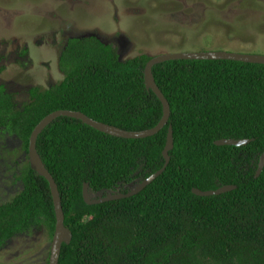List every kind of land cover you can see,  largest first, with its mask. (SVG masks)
<instances>
[{
	"label": "trees",
	"instance_id": "1",
	"mask_svg": "<svg viewBox=\"0 0 264 264\" xmlns=\"http://www.w3.org/2000/svg\"><path fill=\"white\" fill-rule=\"evenodd\" d=\"M150 58L139 52L120 59L117 48L96 35L69 37L58 82L29 88L23 104L0 83V135L13 134L27 151L34 126L58 109L127 131L155 126L163 106L144 84ZM152 72L170 105L167 124L154 135L116 137L64 115L37 136V152L58 185L72 234L58 264H264V166L255 176L264 150V64L174 59L154 64ZM169 127L173 148L161 174L129 197L85 203L84 183L92 198L126 193L158 170ZM221 138L250 141L214 143ZM16 178L20 188L0 205V248L33 226L54 231L48 181L28 163ZM227 184L236 187L192 192Z\"/></svg>",
	"mask_w": 264,
	"mask_h": 264
},
{
	"label": "rangeland",
	"instance_id": "2",
	"mask_svg": "<svg viewBox=\"0 0 264 264\" xmlns=\"http://www.w3.org/2000/svg\"><path fill=\"white\" fill-rule=\"evenodd\" d=\"M91 35L116 44L120 59L139 52L264 54V0H0V83L23 104L29 88L62 78L58 57L67 38ZM9 139L0 135V147ZM15 174L20 171L0 178L12 191L20 187ZM51 237L44 225L12 237L0 250V264H46Z\"/></svg>",
	"mask_w": 264,
	"mask_h": 264
},
{
	"label": "water",
	"instance_id": "3",
	"mask_svg": "<svg viewBox=\"0 0 264 264\" xmlns=\"http://www.w3.org/2000/svg\"><path fill=\"white\" fill-rule=\"evenodd\" d=\"M174 59H199V60L200 59H228V60L264 64V54L225 51V50H206V51L200 50V51H187V52L177 51V52L159 54L157 56L150 58L147 61L143 69L144 84L147 88H150L154 92V94L158 97V99L162 103L163 114L155 126L149 129H146V130H142V131H127L119 127H116L114 125H110V124L95 120L81 111L58 109V110H54L48 113L47 115H45L34 126V128L32 129L29 135L28 161H29V164L32 167H34L36 171L40 175L44 176L45 179L48 181L50 193L52 196L54 209H55V226H54V232H53V236H52V240L50 244L48 264H58L62 243H69L71 241L72 234H71L70 229L64 224V212H63V207L61 203V197L59 194L58 185L54 177L45 167L36 149V139H37L39 132L55 118L66 115V116L79 118L83 122L96 128L97 130L103 133L112 135V136H116V137L143 138V137L154 135L167 124L169 115H170V105H169L168 100L165 98L162 91L160 90V88L155 82V79L152 73V66L159 62H163L166 60H174ZM249 141L250 139H246V138L244 139L221 138V139L215 140L214 143L217 145L239 146ZM172 148H173V131H172V128L169 127L167 130L166 142L162 150V156L164 158V163L158 170L153 172L148 177L142 179L139 183L131 187L129 191L126 193L108 192L105 196L98 197V198L91 197L88 183H84L82 186L83 200L87 204H95V203H101L104 201L119 199L123 197H129L131 195L136 194L137 192L142 190L145 186H147L159 174L163 172V170L165 169V167L167 166L169 162V159H170L169 151ZM263 166H264V150L261 152L259 156L257 168L255 171V176L259 175ZM235 187H236L235 185L227 184V185H222L218 187L217 189H209V190H200L197 188H193L192 192H194L197 195H212V194H219L222 192L229 191Z\"/></svg>",
	"mask_w": 264,
	"mask_h": 264
},
{
	"label": "flooded vegetation",
	"instance_id": "4",
	"mask_svg": "<svg viewBox=\"0 0 264 264\" xmlns=\"http://www.w3.org/2000/svg\"><path fill=\"white\" fill-rule=\"evenodd\" d=\"M71 38V37H70ZM79 38H83V37H79ZM68 39V38H67ZM67 44V40H66V43H64V45H63V48H64V46ZM113 46H115L116 47V44H113ZM62 48V49H63ZM62 51V50H61ZM60 54H61V52H60ZM60 54H59V57H58V72L61 74V75H63V73H62V71L60 70V68H59V58H60ZM159 55V54H158ZM157 56V55H156ZM9 92V91H8ZM9 136H13V137H16V136H14L13 134H7V135H4V137H6V138H8L9 139ZM17 138V137H16ZM8 141V140H7ZM17 143H15V144H12L11 142H10V139H9V141H8V144H7V147H0V171H2L3 173H5V172H7V171H11L12 173L14 172V173H16L17 171H20V173H21V171H23L24 169H25V166L23 165V162H24V158L22 157L23 155H26V157H27V162H26V164L28 163L29 164V161H28V149H27V151H25V148L23 147V143L17 138ZM28 148V147H27ZM6 150H15V151H11V152H6ZM16 175V174H15ZM18 175H16L15 177H14V180H13V183H15V182H19L20 183V180L18 179L17 181H16V177H17ZM10 188V186H5L4 184H3V182H1L0 181V191L1 192H3L4 194H3V198H6V200L5 201H3V202H1V204H4L5 202H7V201H9L10 200V198L12 197V196H14L16 193V191L20 188H18V189H16V190H14V191H12V190H10L9 189ZM6 192L8 193V195L6 194ZM15 193V194H14ZM102 197V196H101ZM98 198V197H97ZM0 204V205H1ZM41 225H43V224H41ZM40 226V225H39ZM33 227H37V226H33ZM47 232H48V230H47ZM49 233V232H48ZM19 234H22V233H19ZM19 234H16V235H19ZM16 235H14V236H16ZM13 236V237H14ZM12 238V237H11ZM10 238V239H11ZM9 240V239H8ZM8 240H6L4 243H3V245H2V247L0 248V250L3 248V246H4V244H6V242L8 241ZM51 240H52V237H51ZM3 250V249H2ZM49 251H50V247H49ZM48 259H49V255H48Z\"/></svg>",
	"mask_w": 264,
	"mask_h": 264
},
{
	"label": "clouds",
	"instance_id": "5",
	"mask_svg": "<svg viewBox=\"0 0 264 264\" xmlns=\"http://www.w3.org/2000/svg\"><path fill=\"white\" fill-rule=\"evenodd\" d=\"M115 48H117V47H115ZM134 57V56H133ZM154 57V56H153ZM120 58V57H119ZM131 58V57H130ZM152 58V57H151ZM153 73V72H152ZM109 192H112V191H109ZM114 192V191H113ZM116 192H118V191H116ZM115 193V192H114ZM105 196V195H104ZM54 232V231H53ZM52 236H53V234H52ZM49 260V259H48Z\"/></svg>",
	"mask_w": 264,
	"mask_h": 264
}]
</instances>
